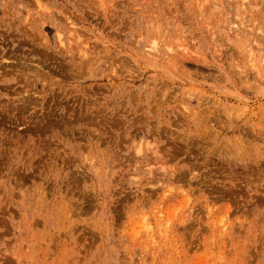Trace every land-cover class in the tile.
I'll return each mask as SVG.
<instances>
[{"label":"rangeland","instance_id":"obj_1","mask_svg":"<svg viewBox=\"0 0 264 264\" xmlns=\"http://www.w3.org/2000/svg\"><path fill=\"white\" fill-rule=\"evenodd\" d=\"M251 1L0 0V264H264Z\"/></svg>","mask_w":264,"mask_h":264},{"label":"bare ground","instance_id":"obj_2","mask_svg":"<svg viewBox=\"0 0 264 264\" xmlns=\"http://www.w3.org/2000/svg\"><path fill=\"white\" fill-rule=\"evenodd\" d=\"M205 1V0H204ZM241 1H246V0H241ZM247 1H250V0H247ZM253 2H255V3H263L264 2V0H252ZM251 1V2H252ZM247 5H248V3H247ZM259 6V5H258ZM260 29L261 28H259L258 29V32L260 31ZM263 33H264V31H263ZM264 35V34H263ZM150 48H151V46H150ZM155 48H156V43L153 41L152 42V49L155 51ZM152 49H150V50H152ZM184 49H185V47H184ZM248 57L251 59L250 61H251V63H252V66L255 68L256 66H255V64L253 65V61H254V53H252L251 51H249L248 52ZM256 59V58H255ZM257 61V60H256ZM258 67V66H257ZM258 73V72H257ZM259 75V74H258ZM262 78V77H261Z\"/></svg>","mask_w":264,"mask_h":264}]
</instances>
